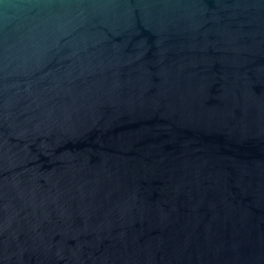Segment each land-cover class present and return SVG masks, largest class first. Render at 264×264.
Instances as JSON below:
<instances>
[{
  "label": "water",
  "instance_id": "95a60500",
  "mask_svg": "<svg viewBox=\"0 0 264 264\" xmlns=\"http://www.w3.org/2000/svg\"><path fill=\"white\" fill-rule=\"evenodd\" d=\"M0 264H264V0H0Z\"/></svg>",
  "mask_w": 264,
  "mask_h": 264
}]
</instances>
